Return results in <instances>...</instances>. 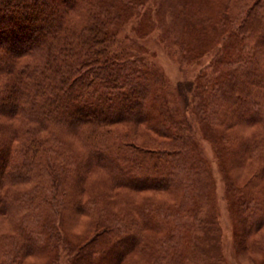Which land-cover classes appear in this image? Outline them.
<instances>
[{"label":"trees","instance_id":"obj_1","mask_svg":"<svg viewBox=\"0 0 264 264\" xmlns=\"http://www.w3.org/2000/svg\"><path fill=\"white\" fill-rule=\"evenodd\" d=\"M65 1L0 0V114L22 121L13 129L0 127L6 134L5 139L0 137L1 146L6 142L0 154V185L51 178L55 198L40 200L43 181L23 198L11 191L0 195L1 216L15 212L18 205L23 212L16 235L2 236L5 264H22L27 255L43 253L55 243L64 247L57 243L61 238L54 217L42 214L40 208L50 204L58 211V205L68 204L70 183H81L84 177L73 169L80 163L85 171L98 167L115 172L113 178L108 174L112 182L133 190L169 189L176 182L193 207L184 201L172 212L171 222L147 208L136 207L127 215L109 212L73 264H120L130 253L149 248L155 264H187L192 261L186 246L194 224L183 217L197 218L200 196L208 186L187 129L163 102L159 75L118 41L115 3ZM175 1L181 24L198 47L208 44L214 32L232 38L214 63L207 105L219 104L220 115L240 121L250 116V123L264 126V63L258 54L259 47L264 50V0H242L240 6H232V0H217V5L208 0ZM36 27L41 30L36 32ZM178 88L189 108L191 89ZM96 111L103 114L95 115ZM142 123L163 143L139 144L116 129ZM60 131L74 134L82 153L73 152ZM254 142L253 148L263 144ZM243 195L238 208L247 215V226L255 228L264 219V200ZM159 229L168 231L166 239L157 237ZM131 239L130 246L123 248ZM120 249L113 259L111 254Z\"/></svg>","mask_w":264,"mask_h":264},{"label":"rangeland","instance_id":"obj_2","mask_svg":"<svg viewBox=\"0 0 264 264\" xmlns=\"http://www.w3.org/2000/svg\"><path fill=\"white\" fill-rule=\"evenodd\" d=\"M111 1L115 3L118 13L114 22L118 41L122 42L132 57L141 58L159 75L164 83L159 86V94L171 114L187 129L189 142L196 150L195 156L203 166L208 186L200 196L197 218L191 214L183 217L184 221L194 224L190 231L192 238L187 239L189 246H186L192 261L186 263L264 264V219L260 218L258 221H262L255 228H249L247 215L238 208L239 198L243 194L264 200V126L250 123V116L241 121L232 115L225 117L223 113L220 115L221 105L215 104L211 108L206 103L208 80L214 76V63L222 56L223 49L228 47L232 38L227 39L214 32L211 33L208 44L198 47L193 42L190 31L181 24V10L176 8L175 0ZM218 1L223 3L224 0ZM216 2L217 0H208L210 4L217 5ZM241 4H244L242 0L231 1L232 6ZM218 8L224 10L221 5ZM229 13L232 14L230 11ZM40 30L41 28L36 27V32ZM4 43L10 46V41ZM258 54L264 63L262 47H259ZM179 85L182 88L189 86L191 89L189 96L192 105L189 108H185L180 98ZM94 114L101 115L103 112L96 111ZM21 124L22 121L18 118L0 114V127L13 129ZM116 129L120 133H127L130 140L139 144L163 143L162 138L146 123L117 125ZM57 133L70 144L76 154L84 150L78 138L70 131ZM5 135L0 132V137L5 139ZM256 139L260 144L263 143L259 148L251 145ZM3 144L5 148L6 142ZM3 146L0 145V154L4 150ZM2 161L0 155V164ZM84 165L80 163L73 166L74 172H83L84 177L81 178V183H70L67 190L68 204L58 205V211L50 204L40 208L42 214L48 213L54 217L61 238L57 243L63 242L64 247H58L55 243L43 253L35 250L38 253L24 257L22 264H73L78 250L97 236L99 224L110 213L127 215L136 207L147 208L171 222L175 220L172 212L180 209L186 201L190 208L193 207L192 202L186 200L183 188L176 182L170 184L172 188L169 189L133 190L112 182L115 172L98 167L85 171ZM108 174H112L111 179ZM30 180L13 186L0 185L1 197L11 191L15 197L23 198V195L36 185L40 186L43 181L45 186L38 193L39 198L55 199L51 178L39 177L36 182ZM20 207L18 205V209L9 215H0V264H5L6 261L2 236L16 235L23 215ZM156 234L158 238L168 237L167 230L159 229ZM133 240L126 242L123 248L130 246ZM122 249L113 252L111 257L115 259ZM155 262V255L149 248L141 253H130L120 264ZM174 263L179 264L176 261Z\"/></svg>","mask_w":264,"mask_h":264}]
</instances>
